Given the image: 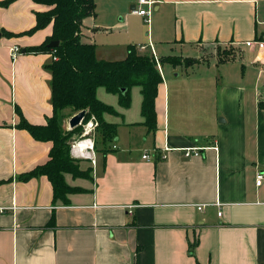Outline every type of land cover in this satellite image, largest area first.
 Here are the masks:
<instances>
[{"label": "crops", "instance_id": "1", "mask_svg": "<svg viewBox=\"0 0 264 264\" xmlns=\"http://www.w3.org/2000/svg\"><path fill=\"white\" fill-rule=\"evenodd\" d=\"M5 1L0 264H264V50L245 44L264 33V0H153L147 20L135 13L149 31L140 46L127 45L125 56L135 45L159 60L156 129L144 124L141 86L132 88L128 107L98 87L97 98L116 111L104 119L117 125V137L110 145L96 142L95 164L74 157L89 176L64 173L69 186L81 188L66 200L55 197L47 175L22 178L50 159L53 142L17 126L18 109L36 125L53 115L47 68L53 55L26 51L42 44L53 25L24 33L51 6ZM110 1L113 14L122 4ZM129 2L134 13L139 0ZM97 3L81 39L96 44L98 59L123 60L98 43L112 22L99 19ZM16 45L21 52L14 58ZM227 48L235 57L220 62L218 53ZM167 56L197 61H160Z\"/></svg>", "mask_w": 264, "mask_h": 264}, {"label": "trees", "instance_id": "2", "mask_svg": "<svg viewBox=\"0 0 264 264\" xmlns=\"http://www.w3.org/2000/svg\"><path fill=\"white\" fill-rule=\"evenodd\" d=\"M15 0H6L9 4ZM37 3L51 6L47 11L37 12V23L24 33L33 34L52 23L53 31L40 45L28 47L29 53H52L53 60L47 65L52 73L51 89L53 115L46 125L30 123L18 109L19 128L27 129L37 140L52 141L50 159L33 170L22 175L29 179L36 175H47L54 186L56 198L66 200L69 192L80 191L81 188L69 186L64 173L74 177H88L89 169L82 170L79 161L71 155V141L76 134L83 131L82 124L94 118L97 131L104 143L112 142L117 137V125L108 123L104 113H115V109L97 98L100 86L108 92L119 95L123 107L131 104V90L134 86L142 87V114L144 124L154 131L157 126L155 102L158 88L163 77L153 54L141 53L137 46L129 45L128 54L123 60L98 59L96 44L81 39L83 22L96 15L95 0H34ZM58 41L59 45L50 47L49 43ZM233 50L224 49L218 53L220 62L234 59ZM54 57H57L54 59ZM160 61L174 64L185 62L196 63L197 59L167 56ZM264 110V100L260 101ZM86 110L82 123L69 131L63 128L65 118ZM96 146V144H95Z\"/></svg>", "mask_w": 264, "mask_h": 264}, {"label": "rangeland", "instance_id": "3", "mask_svg": "<svg viewBox=\"0 0 264 264\" xmlns=\"http://www.w3.org/2000/svg\"><path fill=\"white\" fill-rule=\"evenodd\" d=\"M98 2L99 4L97 3V6L99 19L101 21H105L106 19H108L112 22L110 23V25H107V27H109L111 31L109 33H101L99 35L100 37L98 38V43H100V46L118 53L111 55L112 57H114V59H118L117 57H120V59H124L126 57L125 50L128 44L136 43L138 46H140V44L144 42L143 38L147 36V33L149 31L148 29H146L145 26L146 21L135 13H133L129 0H125V4L123 0H120L122 6L116 10L118 11L117 13L115 11L113 14L109 11V6L114 4L113 1L98 0ZM227 49L230 50V48ZM220 52L223 53V51ZM70 119L71 117L65 118L63 121V128L65 131H69L72 129L69 124ZM86 124L87 123H83L81 125L83 131L80 135L76 134L74 136L71 141V147L75 142L84 138ZM97 125L93 127L94 129L92 128L93 131L91 133V137H93L95 144L97 142L98 147L101 139H99V133L96 129ZM110 144L111 142L108 143V145Z\"/></svg>", "mask_w": 264, "mask_h": 264}, {"label": "built area", "instance_id": "4", "mask_svg": "<svg viewBox=\"0 0 264 264\" xmlns=\"http://www.w3.org/2000/svg\"><path fill=\"white\" fill-rule=\"evenodd\" d=\"M153 0H139V7L134 9V13L143 16L146 20L149 18L151 14V9L150 6L153 4ZM144 5H147L149 7H144ZM248 47L251 48H257L258 50H264V33L261 37L249 40L245 43ZM21 52V47L20 46H14L11 48V55L15 58L19 53ZM57 57H54L56 59ZM155 59L157 63L159 64L158 58L155 56ZM262 73L264 74V67L262 68ZM82 123V122H81ZM98 123L94 118L90 119L86 126H85V133H84V138L80 139L79 141L75 142L72 147H71V153L73 157L75 158H84V159H89L93 164H95V159H94V151H95V142L93 137H91L92 133V128L97 125ZM94 129V128H93ZM85 142V145H82V143ZM166 150H169V148H165ZM193 155H200V152L198 148H194L192 150ZM145 159H149L150 155L148 153L144 154L143 156ZM162 158L165 159L167 158V154H163ZM262 179V174L258 175V181L257 183L260 184ZM198 209L201 210L202 206L199 205ZM219 215H221V212H219Z\"/></svg>", "mask_w": 264, "mask_h": 264}, {"label": "water", "instance_id": "5", "mask_svg": "<svg viewBox=\"0 0 264 264\" xmlns=\"http://www.w3.org/2000/svg\"><path fill=\"white\" fill-rule=\"evenodd\" d=\"M58 45H59L58 41H52L49 43L50 47H55ZM85 116H86V110H82V111L74 114L69 121L70 127L74 128V127L80 125Z\"/></svg>", "mask_w": 264, "mask_h": 264}, {"label": "bare ground", "instance_id": "6", "mask_svg": "<svg viewBox=\"0 0 264 264\" xmlns=\"http://www.w3.org/2000/svg\"><path fill=\"white\" fill-rule=\"evenodd\" d=\"M85 144H86L85 142L82 143V145H85Z\"/></svg>", "mask_w": 264, "mask_h": 264}]
</instances>
